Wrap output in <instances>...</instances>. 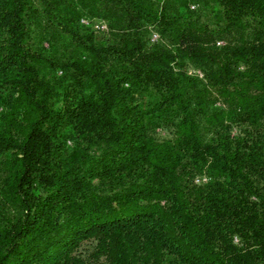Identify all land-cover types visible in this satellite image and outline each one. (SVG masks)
<instances>
[{"label": "trees", "instance_id": "obj_1", "mask_svg": "<svg viewBox=\"0 0 264 264\" xmlns=\"http://www.w3.org/2000/svg\"><path fill=\"white\" fill-rule=\"evenodd\" d=\"M0 264H264V0H0Z\"/></svg>", "mask_w": 264, "mask_h": 264}]
</instances>
